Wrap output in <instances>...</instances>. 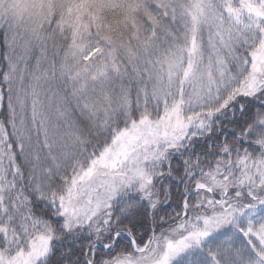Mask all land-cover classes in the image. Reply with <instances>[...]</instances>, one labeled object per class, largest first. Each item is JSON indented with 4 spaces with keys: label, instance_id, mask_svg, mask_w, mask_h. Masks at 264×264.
Returning a JSON list of instances; mask_svg holds the SVG:
<instances>
[{
    "label": "snow or ice",
    "instance_id": "1",
    "mask_svg": "<svg viewBox=\"0 0 264 264\" xmlns=\"http://www.w3.org/2000/svg\"><path fill=\"white\" fill-rule=\"evenodd\" d=\"M0 264H264V0H0Z\"/></svg>",
    "mask_w": 264,
    "mask_h": 264
}]
</instances>
